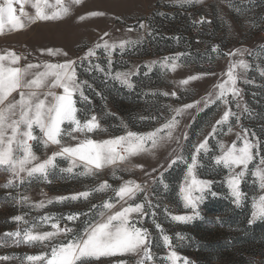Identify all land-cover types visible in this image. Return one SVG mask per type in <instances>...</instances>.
Here are the masks:
<instances>
[{"label": "rangeland", "instance_id": "374dc122", "mask_svg": "<svg viewBox=\"0 0 264 264\" xmlns=\"http://www.w3.org/2000/svg\"><path fill=\"white\" fill-rule=\"evenodd\" d=\"M49 2L54 4L55 0ZM64 3L70 4V0H64ZM27 10L34 11L30 7ZM91 12L103 15L88 16ZM80 16H85L86 19L81 21ZM141 24L145 28H141ZM104 33L109 34L104 39L110 43L121 40L138 43L123 52L114 50L111 53L110 69L104 49H97L92 63L100 64L106 71H89V62L81 64L79 58L97 42L102 43L100 37ZM215 46H218L219 52L212 51ZM46 48L66 51L68 57L42 55L41 50ZM236 49H247L251 55L248 52L237 57L224 55ZM6 50L27 56L26 61H21L22 65L27 62L62 63L69 58L77 60L78 80L87 82L83 91L90 101L86 103L77 95V107L80 109L78 117L81 120L92 115L98 117L101 128L87 134L96 140L114 138L127 131L141 134L154 131L174 115L171 109L195 104L196 101L201 103L176 117L180 123L175 135L187 132L188 139L181 138L180 147L169 143L153 153H143L132 158V163L143 166L142 168L122 170L124 165L118 168L111 166L98 173L94 170L95 174L80 175L83 171L81 165L69 174L61 171L69 166V161L57 157V168L50 173V182L26 181L20 186L14 180L13 188H5L4 185L12 177L0 166V242L8 241L6 233L17 230L51 231L50 224L40 220L44 215L59 218L71 213H88L81 215L75 222L60 220L61 227L67 225L75 230H82L85 223L99 218L95 213L102 202L110 197L114 198L112 190L93 192L87 200L81 198L61 203L57 202V198L92 191L104 181L114 189L123 182L132 180L147 185L146 193H139L136 202H141L146 194L152 204L147 209L149 214L143 217L142 226L151 234L154 264H168L166 256L170 251H175L181 257L180 264L185 258L189 264H264V221L257 220L251 225L247 223L252 212L253 198L258 199L264 193H261L258 182L254 183L255 177L249 174L241 183L244 200L240 207L235 206L226 183L228 171L222 165L216 166L214 161V157L220 154L218 142H224L228 146L236 142L238 147L242 146V141H238L235 136L242 129H247L250 134L254 133V136L250 135V139L258 142L257 149H254V153H258L254 164L258 166L261 158L256 131L264 128V76L260 74L264 70V0H201L183 6L178 0H83L81 5H73L69 15L61 19L38 21L22 31L0 35V54ZM168 57H179V66L175 71L161 67V63ZM239 59L245 60L250 66L247 71L236 70L240 76L237 87L240 90L238 102L241 107L237 109V100L228 97L232 111L240 115L239 124H236L235 117H230L233 133L226 134L227 126H224L223 131L217 126L218 131L209 136L215 121L221 117L224 106L217 108L216 104H209L204 107L203 99L213 91L217 83L227 79L226 71L230 60ZM131 71L138 73L131 77L133 89H127L112 78L116 72ZM203 73L213 75L202 76L187 86L180 84L182 79L190 75ZM173 91L175 96L170 95ZM165 92L169 95L162 94ZM245 107L247 112L244 111ZM206 137L212 150L201 154L197 177L213 181L211 190L216 196L205 193V199L198 207V218L188 223L173 221L171 217L174 215H192V212L184 207L180 194V187L185 182L186 165L183 161H178L171 167L168 164L176 155L189 159L194 152V145ZM63 142L68 146L76 143L69 137H64ZM172 148H176V152L170 157ZM57 150L59 146L56 145H49L47 149L41 145L35 149L41 161ZM161 164L164 168L160 167ZM154 168L157 171L153 172ZM249 168L254 170L252 164ZM145 172H150L151 176L145 175ZM161 176L162 183L159 182ZM23 196H27L28 201L18 202ZM49 199L53 203L46 204L44 208L33 207L34 204ZM216 211L233 214L237 222L232 226L227 224L225 218L218 216ZM152 212L156 213L155 217L151 215ZM17 215H22L27 223L14 221L12 218ZM156 223L161 225L163 233L156 228ZM256 225L262 226L263 232L254 236L255 244L241 242ZM204 227L207 229L205 232L202 231ZM178 234L184 239H179ZM162 235L169 236L170 247L164 246ZM215 249H218V253L211 254ZM49 251L50 247L45 248L39 244L28 246L21 243L15 246L8 241L7 246H0V256L20 259L0 261V264H21L28 255ZM119 259L105 257L97 264H118ZM137 259V256L132 255L129 264H136ZM23 264H27V261H23Z\"/></svg>", "mask_w": 264, "mask_h": 264}, {"label": "snow or ice", "instance_id": "6c2138e0", "mask_svg": "<svg viewBox=\"0 0 264 264\" xmlns=\"http://www.w3.org/2000/svg\"><path fill=\"white\" fill-rule=\"evenodd\" d=\"M178 2L183 6L198 3L201 0H178ZM82 3L83 0H70V4L67 5L64 0H55L54 4L49 0H0V35H4L6 32L22 31L38 21L61 19L69 15L73 5L79 6ZM28 7L34 11L29 12ZM99 15H103V13H88V16ZM79 19L83 21L86 17L80 16ZM140 27L145 28V25L141 24ZM108 35V33H104L100 37L102 43L97 42L94 47L88 49L83 57L79 58L81 64L84 61L89 62L87 70L106 71L100 64L92 63L97 49H104L108 56V68L110 69L112 66L111 53L114 50L119 49L123 52L126 48L138 43V41L132 40L110 43L109 40L104 39ZM212 51L219 52L218 46L213 47ZM245 52L251 55L247 49H236L224 53V55L237 57L243 56ZM41 54H46L49 57H68L66 51L58 48L42 49ZM178 58H165L161 67L175 71L179 66ZM22 60L26 61L27 56L17 54L15 51L6 50L0 54V166L12 177L4 185L5 188H13L14 180L18 181L20 186H23L26 181L28 183L41 180L49 181L50 173L57 168V157H63L69 161V166L61 169L62 172L69 174L73 173L74 168L81 165L83 171L80 175L95 174L94 170L98 173L111 166L118 168L124 165L122 170L142 168L143 166L133 164L132 158L143 153H153L154 150L164 148L169 143H175L177 147H180L181 138L188 139L187 132H182L179 136L175 135L180 123L176 117L201 103V101H196L195 104H185L183 107L171 109L174 115L154 131L144 134L127 131L126 134L114 138L96 140L87 134L101 128L98 117L92 115L83 120L78 117L80 109L77 107V95L86 103H90V101L83 91L87 82L78 80L77 60L69 58L62 63L27 62L23 65L21 64ZM249 67V64L243 59L230 60L226 71L227 79L217 83L213 91L203 99L204 107H208L209 104H216L217 108L221 105L224 106L222 115L215 121L209 136L218 131L217 126H220L221 131L224 130V126H227L226 134L233 133L234 127L230 122V117H235L236 124H239L240 115L238 112L232 111L231 101L228 97L231 96L237 100L235 105L237 109L241 107L238 102L240 90L237 87L240 76L236 70L247 71ZM150 70L151 67H149ZM137 74L136 71L116 72L112 78L127 89H133L134 84L131 77ZM260 74L264 76V70H261ZM206 75H213V73L190 75L182 79L180 84L187 86L191 81ZM162 94L169 95L167 92ZM170 95L175 96L176 93L173 91ZM244 111L247 112L248 109L245 107ZM125 127L127 126L125 125ZM76 133L80 135H74ZM250 135L254 136L255 134H250L247 129L235 133L236 139L242 141V146L239 147L236 142H232L230 146L224 142H218L220 154L214 157L215 165H222L228 171L226 183L232 203L237 207L241 206L245 197L241 191V183L249 174L255 177L254 183L258 182L261 193H264V156L259 159L258 166L254 164L255 157L258 155V153H254V149H257L258 142L250 139ZM64 137L76 141L75 145H65ZM41 145L45 149L49 145H56L59 146V150L54 151L51 156L41 161L35 151ZM211 150L206 137L202 142L194 145V152L189 159H185L182 155H176L168 164V167H171L178 161L185 163L186 176L184 184L180 187V194L184 207L192 212V215H174L171 217L173 221L188 223L198 218L200 216L198 207L205 199V193L216 196V193L211 190L213 181L197 177V169L201 166L199 164L201 154H207ZM175 152L176 148H172L169 156L171 157ZM250 164L253 165L254 170L249 168ZM160 167L164 168V165L161 164ZM152 171L155 172L157 169L154 168ZM113 175H115V171ZM145 175L151 176V173L145 172ZM159 182H163L162 176ZM165 187L167 186L165 185ZM146 188L147 185L129 180L113 189L107 181H104L92 191H83L71 197L57 198V202L61 203L81 198L87 200L93 192L104 193L109 189L112 190L115 199L110 197L107 201L102 202L95 213L99 218H93L85 223L82 230H75L74 227L67 225L61 227L60 220L75 222L80 219L81 215H88V213H71L59 218L44 215L40 220L45 224H50L51 231L34 232L32 229H24L6 233L5 236L15 246L23 243L28 246L39 244L45 248L50 247L49 252L24 257L21 264L25 260L27 264H97L101 258L105 257H119L118 264H129L132 255L138 257L136 264H149V262L154 264L155 257L151 252V234L147 228L142 226L143 217L149 214L147 209H150L152 204L146 194L141 202H136L138 194L146 193ZM27 201L28 197L23 196L18 202ZM51 203H53L51 199L42 200L38 204H34L33 207L41 209ZM151 215L155 217L156 213L152 212ZM12 219L18 223H27L22 215H17ZM257 220L264 221V194H260L258 199L253 198L252 212L247 223L251 225ZM153 222L155 223V220ZM155 226L163 233L160 224L156 223ZM162 238L164 246L170 247L169 236L162 235ZM178 238L184 239L179 234ZM8 241L0 242V246H7ZM10 259L20 258L0 256V261ZM166 260L168 264H180L181 257L175 251H170ZM182 264H189V261L185 258Z\"/></svg>", "mask_w": 264, "mask_h": 264}, {"label": "trees", "instance_id": "16d2710c", "mask_svg": "<svg viewBox=\"0 0 264 264\" xmlns=\"http://www.w3.org/2000/svg\"><path fill=\"white\" fill-rule=\"evenodd\" d=\"M94 100V99H93ZM264 129V128H262ZM262 129H259L257 130L256 132V135L258 137V141H259V152H260V155L261 156H264V130ZM218 216H221V217H224L225 219V222L229 225H235V223L237 222V220L235 219L234 215L231 214V213H226L224 211H216L215 212ZM207 229L204 227V229H202L203 232H205ZM259 232H263V228L262 226H258L256 225L253 229V231L250 233V235H248L247 237H243L244 241H242L241 239V242H243L244 244H250V245H254L255 244V239H254V236L256 237ZM243 234H246V233H243ZM253 234V235H252ZM261 249H262V246L263 244L260 245ZM216 253H218V249L216 250H213L211 252V254L215 255Z\"/></svg>", "mask_w": 264, "mask_h": 264}]
</instances>
